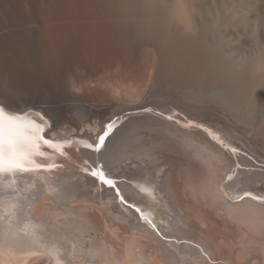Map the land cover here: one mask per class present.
<instances>
[{
	"label": "bare ground",
	"instance_id": "bare-ground-1",
	"mask_svg": "<svg viewBox=\"0 0 264 264\" xmlns=\"http://www.w3.org/2000/svg\"><path fill=\"white\" fill-rule=\"evenodd\" d=\"M0 106V264H264V0H0Z\"/></svg>",
	"mask_w": 264,
	"mask_h": 264
},
{
	"label": "snow or ice",
	"instance_id": "snow-or-ice-1",
	"mask_svg": "<svg viewBox=\"0 0 264 264\" xmlns=\"http://www.w3.org/2000/svg\"><path fill=\"white\" fill-rule=\"evenodd\" d=\"M111 126H109V130ZM43 129L26 113H12L0 106V175H14L37 171L43 165L37 164L34 157L43 155L41 142L51 146L52 141L43 136ZM99 137L96 150L104 144L105 136ZM88 147H92L88 145ZM235 151V149H233ZM51 167V166H49ZM93 176H99L106 184L113 182L106 179L102 171H93Z\"/></svg>",
	"mask_w": 264,
	"mask_h": 264
}]
</instances>
